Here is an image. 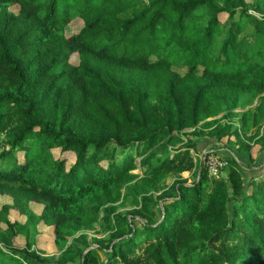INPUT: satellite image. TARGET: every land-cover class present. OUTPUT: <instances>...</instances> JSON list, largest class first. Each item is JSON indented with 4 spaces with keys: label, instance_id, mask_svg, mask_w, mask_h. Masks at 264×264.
Listing matches in <instances>:
<instances>
[{
    "label": "trees",
    "instance_id": "trees-1",
    "mask_svg": "<svg viewBox=\"0 0 264 264\" xmlns=\"http://www.w3.org/2000/svg\"><path fill=\"white\" fill-rule=\"evenodd\" d=\"M203 137L264 153V0H0V264H264Z\"/></svg>",
    "mask_w": 264,
    "mask_h": 264
},
{
    "label": "rangeland",
    "instance_id": "rangeland-1",
    "mask_svg": "<svg viewBox=\"0 0 264 264\" xmlns=\"http://www.w3.org/2000/svg\"><path fill=\"white\" fill-rule=\"evenodd\" d=\"M181 75L185 74V71H179ZM234 125L238 127L237 121ZM231 143H229L228 146H221L218 143H216L213 139H210L208 137L198 138L196 139V149L193 151V154L195 158L200 162L203 161V163L208 167L210 172V177L215 179H224L228 176V173L225 171L226 168L229 167L227 165L226 167L222 168L221 166L215 167V164L210 165L211 162H227L225 160L226 158H233L237 160V162L242 166V176L245 180V182H249L253 177L263 175L264 174V153L261 154L258 151V148L254 152V156L252 159L245 154L241 153L237 149V145L234 139H231ZM1 152V151H0ZM261 155V156H260ZM260 156V158H259ZM253 160V161H251ZM228 163V162H227ZM0 163V171L3 167ZM136 174H140L141 170H138L135 172ZM264 176V175H263ZM184 178L188 181V185H191L194 181V175L191 173H185ZM2 204H0L1 206ZM133 205L131 200L127 203V209H132ZM159 218V213H158ZM95 235L91 234V237L93 238Z\"/></svg>",
    "mask_w": 264,
    "mask_h": 264
},
{
    "label": "built area",
    "instance_id": "built-area-1",
    "mask_svg": "<svg viewBox=\"0 0 264 264\" xmlns=\"http://www.w3.org/2000/svg\"><path fill=\"white\" fill-rule=\"evenodd\" d=\"M213 164H215L216 168H217L218 165L221 166L222 168H224V167H226L228 165L227 162H223V163H220V162L213 163V162H211L210 163L211 167H212Z\"/></svg>",
    "mask_w": 264,
    "mask_h": 264
},
{
    "label": "water",
    "instance_id": "water-1",
    "mask_svg": "<svg viewBox=\"0 0 264 264\" xmlns=\"http://www.w3.org/2000/svg\"><path fill=\"white\" fill-rule=\"evenodd\" d=\"M203 166V161L201 162V167Z\"/></svg>",
    "mask_w": 264,
    "mask_h": 264
}]
</instances>
